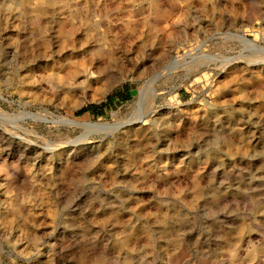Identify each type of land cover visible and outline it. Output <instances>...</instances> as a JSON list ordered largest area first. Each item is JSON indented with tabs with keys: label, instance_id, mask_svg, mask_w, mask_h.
Segmentation results:
<instances>
[{
	"label": "rangeland",
	"instance_id": "374dc122",
	"mask_svg": "<svg viewBox=\"0 0 264 264\" xmlns=\"http://www.w3.org/2000/svg\"><path fill=\"white\" fill-rule=\"evenodd\" d=\"M0 264H264V0H0Z\"/></svg>",
	"mask_w": 264,
	"mask_h": 264
},
{
	"label": "bare ground",
	"instance_id": "6f19581e",
	"mask_svg": "<svg viewBox=\"0 0 264 264\" xmlns=\"http://www.w3.org/2000/svg\"><path fill=\"white\" fill-rule=\"evenodd\" d=\"M176 64H177V62H176ZM168 73V72H167ZM148 90H146V92L144 93V96H146V95H148V94H151L150 96H154L155 94H154V91L152 90V88H150L149 86H148V88H147ZM148 93V94H147ZM141 95V97H143V95H142V93L140 94ZM149 96V95H148ZM144 98V97H143ZM140 99H142V98H140ZM148 99V98H147ZM139 104V106H138V108H137V110H136V112H137V117H135L134 118V120L135 121H137V120H142L143 119V114H142V112H143V110H142V107L143 106H141V103H138ZM142 104H143V102H142ZM45 112L46 113H49L47 110H45ZM146 113V112H145ZM7 115H8V113H7ZM3 116V115H2ZM60 119H62L64 122H66L67 124H69V125H82V124H78V123H76L75 121H73V120H71V119H69V118H67V117H60ZM85 126H87V127H98L99 125H93V124H85ZM104 128V127H103ZM99 130V129H98ZM105 132H106V130H104Z\"/></svg>",
	"mask_w": 264,
	"mask_h": 264
},
{
	"label": "trees",
	"instance_id": "16d2710c",
	"mask_svg": "<svg viewBox=\"0 0 264 264\" xmlns=\"http://www.w3.org/2000/svg\"><path fill=\"white\" fill-rule=\"evenodd\" d=\"M87 110H90L89 108Z\"/></svg>",
	"mask_w": 264,
	"mask_h": 264
}]
</instances>
